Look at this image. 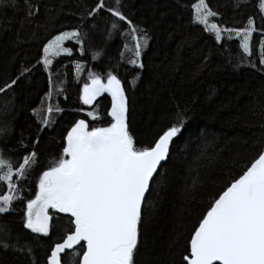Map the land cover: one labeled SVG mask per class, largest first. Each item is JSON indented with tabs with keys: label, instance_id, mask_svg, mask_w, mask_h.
I'll use <instances>...</instances> for the list:
<instances>
[{
	"label": "trees",
	"instance_id": "1",
	"mask_svg": "<svg viewBox=\"0 0 264 264\" xmlns=\"http://www.w3.org/2000/svg\"><path fill=\"white\" fill-rule=\"evenodd\" d=\"M198 1L120 0L117 5L116 0H104L106 8H118L137 34L146 36L139 60L143 68L128 63L134 57L124 45L134 48L135 42L127 25L111 30L108 37L116 18L106 11L87 16L96 0H30L36 12L32 16L24 0L16 10L0 9V87L5 88L0 92V159L9 161L15 171L24 156L37 153V163L26 178L16 181L21 199L0 214V264H46L49 242L67 231L69 218L56 213L50 237L31 233L23 227L24 212L27 200L34 198L38 176L59 157L63 137L75 120L98 126L110 119L107 94L94 102L99 119L92 121L83 112L79 95L89 72L103 79L112 72L120 79L137 146L177 123L178 111L183 117L181 132L170 144L169 156L142 206L137 259L140 264H184L182 256L199 220L264 145V65L259 63L264 16L258 0H206L218 13L210 22L222 30L243 29L248 19L253 20L251 54H244L239 40L227 39L226 32L217 43L214 33L194 23L193 5ZM73 30L84 36L83 53L80 45L66 41L72 55L54 61L50 74L54 70L57 74L50 84L38 62L43 45L62 31ZM101 49L93 60V52ZM76 63L81 65L79 76ZM13 79L17 83L8 88ZM50 90L61 93L57 104L62 111L53 117L55 123L44 127L36 112ZM0 191L6 192V185L0 183ZM77 259L75 254L66 257L67 264Z\"/></svg>",
	"mask_w": 264,
	"mask_h": 264
},
{
	"label": "snow or ice",
	"instance_id": "2",
	"mask_svg": "<svg viewBox=\"0 0 264 264\" xmlns=\"http://www.w3.org/2000/svg\"><path fill=\"white\" fill-rule=\"evenodd\" d=\"M119 2L116 0L117 5ZM18 3L19 0H0V9L16 10ZM24 3L28 16L35 15V6L30 0H24ZM193 9V22L203 25L205 32L214 33L217 43L222 40V31L228 33L229 40L234 33L235 37H242L239 48L243 53L251 54L249 41L256 31L251 18L243 29L222 30L217 23L210 22L209 18L218 13L209 8L206 0H199ZM258 9L264 14V0H258ZM103 11L116 18L111 23L108 37L112 35L111 30L127 25L129 35L135 41L134 48L124 45L134 57L128 63L143 68L139 62L140 40L143 39L147 46L146 36H137L138 30L131 21L118 8H106L104 0H96L87 16ZM69 40L80 45L79 50L83 53L81 32L62 31L43 45V57L38 62L45 71L52 65L53 57L72 55V49L64 46ZM101 54L102 49L93 52L92 59ZM259 63L264 65V52ZM75 67L79 76L81 65L76 63ZM16 83L13 79L7 87ZM4 91L5 88L0 87V92ZM105 93L111 97V108L106 113L110 120L106 126L90 127L85 119L75 120L63 137L59 157L39 175L35 197L26 202L23 227L31 233L50 237L56 227L52 222L53 215L63 213L69 218L67 231L55 242H49L46 264H67L66 257L70 254L78 256L75 264H140L137 254L142 206L154 175L169 156L170 144L181 132L183 117L178 111L177 123L167 127L151 142L137 146L127 122L125 89L116 75L108 72L104 82L100 75L89 72L79 100L84 105H92ZM51 95L49 91L48 97ZM53 110V106L46 109L49 115L41 118L43 126L55 123L50 118ZM61 111L55 107L56 113ZM86 116L92 121L99 119L94 111H88ZM36 163L35 151L24 156L15 171L9 161L0 159V183L7 186V192L0 191V214L8 213L13 201L21 199L17 195L16 181L26 178ZM3 246L8 247L7 244ZM186 252L182 256L184 264H264V145L250 166L210 204L198 227L194 228Z\"/></svg>",
	"mask_w": 264,
	"mask_h": 264
},
{
	"label": "rangeland",
	"instance_id": "3",
	"mask_svg": "<svg viewBox=\"0 0 264 264\" xmlns=\"http://www.w3.org/2000/svg\"><path fill=\"white\" fill-rule=\"evenodd\" d=\"M199 2V1H198ZM197 2V3H198ZM193 11H194V9H193ZM263 16H264V14H263ZM210 19V18H209ZM227 35H228V33H226ZM137 36H139V37H142V36H140L139 34H137ZM252 37V36H251ZM233 38H236V39H238L239 41H240V39H242V37H235V35H234V33H233ZM251 39V38H250ZM66 42V41H65ZM64 42V43H65ZM135 42V41H134ZM250 42V41H249ZM140 44H141V47L143 46V44H144V41H143V39H141L140 40ZM141 52H142V50H141ZM59 57H65V55H60V56H57V57H53V63H54V61L56 60V59H58ZM53 63H52V65H53ZM52 65L50 66V68H49V70L48 71H45L47 74H48V76H49V78H50V81L51 82H55V77H56V71L54 70V73L51 75L50 73H51V70H53V69H51V67H52ZM41 66H42V68L44 69V67H43V65H42V63H41ZM45 70V69H44ZM88 82V75L85 77V79H84V82H83V85H82V87H81V89L83 88V86H84V84L85 83H87ZM104 82H106V79H104ZM51 91V93H52V95H51V97L49 98L48 97V95L46 96V98L44 99V101H43V103H42V105H41V107L39 108V110L36 112V114H37V116L41 119L43 116H45V115H49L48 113H47V111H46V109L49 107V106H53V112L50 114V118L51 119H53V117L56 115V112H55V107H58V104H57V98H59V96L61 95V93L60 92H55V91H52V90H50ZM105 94H107V93H105ZM101 97V96H100ZM100 97H97V99L98 98H100ZM110 98V97H109ZM94 102L95 101H93V104L92 105H84L83 104V107H84V109H83V112H84V114L86 115V113L88 112V111H94L95 112V110H97V107L96 108H94ZM89 118V117H88ZM90 119V118H89ZM86 120V119H85ZM110 120V119H109ZM86 122L87 123H89V125H91V126H93L94 124H91L90 122H88L87 120H86ZM90 126V127H91ZM98 126H106V124L105 125H103L101 122H99V124H98ZM45 127V126H44ZM38 178H39V176H38ZM38 178H37V180H36V183H35V192L37 191V184H38ZM6 192H7V186H6ZM35 192H34V197H35ZM14 202V201H13ZM51 210V209H50Z\"/></svg>",
	"mask_w": 264,
	"mask_h": 264
},
{
	"label": "water",
	"instance_id": "4",
	"mask_svg": "<svg viewBox=\"0 0 264 264\" xmlns=\"http://www.w3.org/2000/svg\"><path fill=\"white\" fill-rule=\"evenodd\" d=\"M110 100H111V97H110ZM110 108H111V105H110ZM109 110H110V109H109ZM109 118H110V117H109ZM163 162H164V161H163ZM163 162H162V163H163ZM155 175H156V174H155ZM155 175H154V176H155ZM77 247H78V246H77ZM66 251H67V250H66Z\"/></svg>",
	"mask_w": 264,
	"mask_h": 264
}]
</instances>
